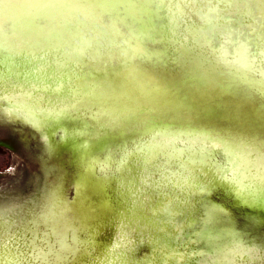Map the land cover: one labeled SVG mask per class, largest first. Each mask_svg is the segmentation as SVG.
Instances as JSON below:
<instances>
[{
  "label": "water",
  "instance_id": "water-1",
  "mask_svg": "<svg viewBox=\"0 0 264 264\" xmlns=\"http://www.w3.org/2000/svg\"><path fill=\"white\" fill-rule=\"evenodd\" d=\"M264 217V0H0V264H215Z\"/></svg>",
  "mask_w": 264,
  "mask_h": 264
},
{
  "label": "rangeland",
  "instance_id": "rangeland-1",
  "mask_svg": "<svg viewBox=\"0 0 264 264\" xmlns=\"http://www.w3.org/2000/svg\"><path fill=\"white\" fill-rule=\"evenodd\" d=\"M240 245L241 249H239ZM239 253L240 255H237ZM215 264H264V217L260 215L259 210L254 213Z\"/></svg>",
  "mask_w": 264,
  "mask_h": 264
},
{
  "label": "bare ground",
  "instance_id": "bare-ground-1",
  "mask_svg": "<svg viewBox=\"0 0 264 264\" xmlns=\"http://www.w3.org/2000/svg\"><path fill=\"white\" fill-rule=\"evenodd\" d=\"M236 241V240H235ZM236 244H239V243H237V242H235ZM239 248V247H238ZM242 247H241V245H240V248L239 249H241ZM237 250V249H236ZM236 253V252H235ZM234 254V253H233ZM235 255V254H234ZM237 255H240V253L239 254H237ZM240 258V257H239Z\"/></svg>",
  "mask_w": 264,
  "mask_h": 264
}]
</instances>
